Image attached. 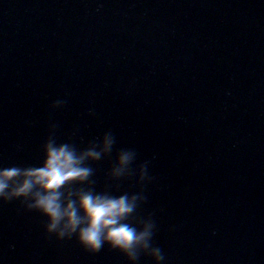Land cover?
Returning <instances> with one entry per match:
<instances>
[{"label":"water","instance_id":"water-1","mask_svg":"<svg viewBox=\"0 0 264 264\" xmlns=\"http://www.w3.org/2000/svg\"><path fill=\"white\" fill-rule=\"evenodd\" d=\"M53 122L151 161L167 264H264V0H0V167L39 165ZM45 219L0 205V264H128Z\"/></svg>","mask_w":264,"mask_h":264},{"label":"clouds","instance_id":"clouds-1","mask_svg":"<svg viewBox=\"0 0 264 264\" xmlns=\"http://www.w3.org/2000/svg\"><path fill=\"white\" fill-rule=\"evenodd\" d=\"M66 104L67 100L57 99L50 108L61 109ZM88 114L95 112L89 109ZM59 127L49 124L39 165L0 167V205L19 201L25 212L46 218L43 227L48 238L71 241L75 237L87 253L98 254L107 245L128 264H140L142 258L167 264L164 250L155 240V213L142 212L148 203L147 186L156 180L150 172L151 161L138 163L135 148L117 149L111 129L81 147L73 140L78 129L61 140ZM105 159L112 163L103 188L97 190L93 165ZM125 182H134L138 190H122Z\"/></svg>","mask_w":264,"mask_h":264}]
</instances>
